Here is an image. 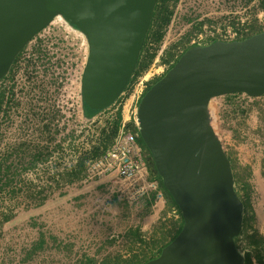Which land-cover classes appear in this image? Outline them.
<instances>
[{
  "label": "water",
  "instance_id": "obj_1",
  "mask_svg": "<svg viewBox=\"0 0 264 264\" xmlns=\"http://www.w3.org/2000/svg\"><path fill=\"white\" fill-rule=\"evenodd\" d=\"M157 0H0V79L58 15L88 39L83 104L113 106L134 75ZM264 96V31L189 48L138 104L139 134L183 218L178 236L146 264H246L235 243L244 205L212 126V99Z\"/></svg>",
  "mask_w": 264,
  "mask_h": 264
},
{
  "label": "built area",
  "instance_id": "obj_2",
  "mask_svg": "<svg viewBox=\"0 0 264 264\" xmlns=\"http://www.w3.org/2000/svg\"><path fill=\"white\" fill-rule=\"evenodd\" d=\"M240 1L245 2L247 22L237 19L231 9L235 0H178L160 54L188 35L186 46L190 47L204 45L207 39L238 40L250 25L253 8L264 0ZM221 18L224 28L207 34V22ZM89 55L85 34L58 15L27 43L0 79V264H53L51 252H33L39 232L25 216L51 194L65 190V123L78 116L83 105L82 77ZM154 76L143 73L123 94L137 105L132 118L137 126L139 101ZM255 99L238 94L235 103L246 109ZM127 124L123 121L107 152L88 163L78 183L114 174L118 192L133 190L137 198L158 192L159 198L158 183L150 181L142 148ZM252 261L257 264L256 259Z\"/></svg>",
  "mask_w": 264,
  "mask_h": 264
},
{
  "label": "rangeland",
  "instance_id": "obj_3",
  "mask_svg": "<svg viewBox=\"0 0 264 264\" xmlns=\"http://www.w3.org/2000/svg\"><path fill=\"white\" fill-rule=\"evenodd\" d=\"M226 2L229 3L230 0H226ZM244 4V1L235 0V4L231 5L236 18L241 22H247L248 20V12ZM223 19L217 21L208 19L207 26L209 28L207 31L209 32L207 34L215 33L214 28H224L225 24L221 21ZM249 20H251L250 24L256 22L259 26H264L262 4L253 8V14ZM208 40L210 39L205 41ZM161 49L162 45L160 44L154 62L146 71L155 74V76L163 74L166 70V66L161 64V57L164 54H160ZM221 100H215L212 108L217 101L221 103ZM125 107L130 109L133 115L137 105L123 96V99L106 112L88 119L84 115L82 105L79 115L70 118L69 122L66 121L65 123V136L71 131H75L76 135L79 136L73 148L65 145V167L73 166L77 153L82 150L83 144L88 138L99 132L105 121L115 114L119 108L124 110ZM245 110V113H239L236 118L228 117L227 120L225 116L229 115L228 111L226 109L220 110V115L223 117H220L217 122L212 121V126L218 137L222 139L224 150L233 154L237 165L241 168H250L251 205L255 213L253 228L264 237V175L262 174L264 160V96L253 101ZM115 180V175L110 174L87 184L77 182V184L72 185L67 183L64 192L51 194L49 200L52 208L50 211L52 210L54 224L57 199L59 206L62 205L64 215L65 249L63 264H79L84 256L95 258L98 264L108 258L118 256L129 258L131 250L137 251L138 245H133L132 240L127 237L125 231L141 225L142 231L148 233L147 236L152 235L150 231L155 224L153 217L142 220L139 216V205H125L124 202L128 200L131 203L136 202L137 194L133 190L125 193L118 192ZM63 193L64 196H62ZM116 194L119 196L121 203L115 202L114 195ZM55 232V228L50 227L49 233L53 235ZM242 232H245L244 226ZM51 254L53 257L52 263L56 264V253ZM243 254L245 255L244 252Z\"/></svg>",
  "mask_w": 264,
  "mask_h": 264
},
{
  "label": "trees",
  "instance_id": "obj_4",
  "mask_svg": "<svg viewBox=\"0 0 264 264\" xmlns=\"http://www.w3.org/2000/svg\"><path fill=\"white\" fill-rule=\"evenodd\" d=\"M177 2L178 0H157L145 44L141 50L134 75L124 93H126L133 86L137 78L145 73L154 62L157 55V49L162 42L165 29L170 23L173 14V8L175 7ZM262 8L264 9V1L262 2ZM197 27L198 26H196V28ZM263 31L264 26H259L256 22H254L253 24L251 23L248 28H244V31H242V34L238 38V40H244ZM189 36L190 35L184 38V40H182L181 42L170 46L164 52L161 57V64L168 66L163 74L155 76L148 82L144 94L152 85L158 82L168 72V70H170L174 66V64L189 48H191L190 46H186V42L188 41ZM215 41L217 40L210 39L204 42V45L210 44ZM181 49H183V51L182 53H179ZM237 95L238 94L224 96L227 101L226 104L230 108L227 109V113L231 115L225 116L226 120L228 117L236 118L239 113L246 112L245 109H241L238 107V105H236L235 98ZM121 99H123V95L116 101L113 106H115ZM113 106H111L110 108H112ZM110 108L97 111L83 104L84 115L88 119H91L100 113L106 112ZM122 113L123 109L119 108L115 114H113L105 121V124L99 130V132L94 133L91 137L88 138L85 144H83L82 150L77 153L75 164L71 167H65L63 176L65 184H73L75 182L81 181L85 177L88 163L97 158H100L112 146L116 136L120 132L124 121ZM127 127L134 134H136L137 142L142 148L143 157L149 171L150 181L158 183L159 191L163 194L166 200L167 209H175L180 216V222L178 228L173 233L167 230L166 225L164 224L160 228V235H158V238L156 235L153 236V234L152 237L148 238L144 233H141L139 228L130 229L128 231L127 237L132 240L134 246L138 245V250H131L129 258H124L123 256L108 258L106 261L100 264H146L147 262L157 258L161 254V251L178 236L184 224L181 211L179 210L171 194L163 186L162 178L157 172L151 153L144 144L139 134L138 126L135 124L133 119L128 122ZM77 137L79 136L76 135L75 131L67 133L64 141L65 145H69L70 148H73L76 144ZM64 149L66 150L65 147ZM227 155L230 159L234 173L235 190L244 205L243 226L245 228V232H242L237 238H235L236 247L240 252L245 253L246 264H253V258L256 259L257 264H264V237L261 236L253 228V223L255 222V213L251 205L252 186L249 182V178L251 175L250 168L239 167L235 158L233 157V154L227 152ZM157 195L158 192H152L148 195L146 194L143 196H139L136 202L131 203L128 200L124 203L128 206L132 204H135L136 206L145 205V209L147 212L151 205H153V203L155 202ZM114 200L115 202L121 203L117 194L114 195ZM79 264H98V262L95 258L84 256Z\"/></svg>",
  "mask_w": 264,
  "mask_h": 264
},
{
  "label": "crops",
  "instance_id": "obj_5",
  "mask_svg": "<svg viewBox=\"0 0 264 264\" xmlns=\"http://www.w3.org/2000/svg\"><path fill=\"white\" fill-rule=\"evenodd\" d=\"M259 98H256L254 101L258 100ZM219 99H222L221 103L217 101V103L213 105V108H212V104L214 102L210 104V110L215 116L213 118L218 117V115H219V118L220 117L222 118L223 116L220 115V110L223 111V109H227L228 107L226 104L227 102L226 98L224 96L220 97ZM122 115H123L124 121H127V122H129L133 118L132 112L127 107L124 108ZM263 163H264V160H263ZM262 174L264 175V167H263ZM160 194H161V197L156 198L155 202L153 203V205H151V207L148 209L147 212L145 209V205H141L140 210H139V216L141 217L142 220L148 217H153V221L155 222V224L153 226V229L150 231V233H152L153 236L156 235L157 238H158V235H160L159 233L160 228L164 224L166 225V229L171 231V233H173L178 228V225L180 222V216L178 212L175 209L168 210L166 207V200L161 192ZM62 196H64V193L62 194ZM49 198L39 203L36 208L27 212L25 217L29 218L30 222H32L33 226L36 229H38V232H39L38 241L36 242L34 246L33 252L38 253L42 251V252H51L53 254L56 253V259H57L56 262H58L59 264V260H60V264H63L65 242H64V234H63L64 215L62 211V205L59 206V201L57 199L56 214H55L56 219H55V224H54V218H52V210L50 211L52 206H50L51 202ZM60 204H62V202H60ZM50 227L51 228L53 227V229L55 228L56 230V232L53 235L49 233ZM135 228H139L141 233H144L145 235L148 234L142 231L141 225H137L130 229H135ZM129 230L127 229L125 231L126 235H128ZM147 237L148 238L152 237V235L147 236Z\"/></svg>",
  "mask_w": 264,
  "mask_h": 264
}]
</instances>
